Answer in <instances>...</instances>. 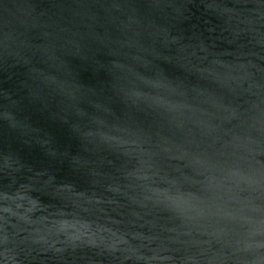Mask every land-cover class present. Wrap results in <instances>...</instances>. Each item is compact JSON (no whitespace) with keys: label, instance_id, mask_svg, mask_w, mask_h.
Here are the masks:
<instances>
[{"label":"water","instance_id":"95a60500","mask_svg":"<svg viewBox=\"0 0 264 264\" xmlns=\"http://www.w3.org/2000/svg\"><path fill=\"white\" fill-rule=\"evenodd\" d=\"M256 3L0 0V37L13 25L25 32L27 24L29 40L40 48V71L72 49L84 55L104 51L113 65L123 66L116 72L138 74L145 54L165 48V38L148 22L169 27L186 44L202 42L210 53L186 70L194 89L187 100L190 110L175 123L148 114L128 125L109 123L104 132L111 142L97 154L86 152L68 125L30 102L22 64L0 60V264H243L264 259V248L253 243L264 240L253 236L264 231V217L246 211L242 203L225 197L223 218L189 229L151 199L166 187L159 176L206 179L197 174L199 154L221 166L244 155L264 169V102L238 67L247 61L238 58L233 25L223 14L229 9L247 15ZM170 5L182 7L183 16L174 18ZM45 24L67 31L53 39ZM259 31L264 33V27ZM257 39L240 38L245 51L252 52L260 51ZM99 59L106 62L107 57L101 52ZM71 62L86 85L107 79L103 71ZM253 62L264 68V61L253 57ZM8 112L23 129L5 118ZM199 187L174 192L177 208L186 205L189 191L199 194ZM235 196L240 202L249 199L245 190ZM244 242L253 246L233 255Z\"/></svg>","mask_w":264,"mask_h":264},{"label":"clouds","instance_id":"9594fccd","mask_svg":"<svg viewBox=\"0 0 264 264\" xmlns=\"http://www.w3.org/2000/svg\"><path fill=\"white\" fill-rule=\"evenodd\" d=\"M170 7L173 8L174 18L183 16L182 7ZM223 14L228 16L230 25H233L232 42L237 44L238 58L243 57L247 61L238 67L244 69V78L250 81L249 87L256 89L264 102V68L253 62V57L264 61V33L259 31L264 27V0H257L256 7L247 15L229 9ZM31 27L38 26L32 24ZM44 27L51 29L49 35L53 39L61 38L60 34L67 31L47 24ZM147 27L154 28L165 38V48L145 54L141 58L138 74L130 70L116 72L115 69H122L123 66L113 65L108 59L109 53L104 51L84 55L72 49H65L64 55L51 67L40 71L36 63L41 58L40 48L29 40L27 24L25 32L18 31L13 25L0 37V60L11 59L17 65L22 64L26 69L24 87L29 93L30 102L68 125L86 152L97 154L111 142L104 132L109 123L128 125L140 114L155 115L175 123L185 110H190L187 100L194 89L186 70L197 62L207 60L210 53L202 42L184 43L183 38L173 35L169 27L153 22H148ZM244 35L259 37L255 41L259 52L245 51L247 45L240 40ZM248 43L251 44L252 40ZM101 52L107 57L106 62L99 59ZM73 60L90 66L96 73L103 71L107 79L96 85L82 83L73 68ZM169 67L174 71H167ZM208 74L213 75L211 72ZM177 98L185 102L177 103ZM5 118L12 122L13 127L24 128L11 112L6 113ZM124 131L128 132V129L125 127ZM196 163L197 174L206 179L193 180L183 174L159 176L160 182L166 187L154 192L151 197L157 208L173 214L189 229L223 218L225 197L229 203H242L246 211L264 217V169L255 168L244 155L229 158L221 166L214 158L199 154ZM186 185H199V194L189 191L186 205L178 209L172 194L181 191ZM239 190L247 191L249 199L244 202L237 200L235 194ZM63 191L66 189H57V193ZM253 236H264V231L257 230ZM253 243L256 248H264V240ZM252 246L244 242L237 246L233 255L242 254ZM243 264H264V259L243 261Z\"/></svg>","mask_w":264,"mask_h":264}]
</instances>
